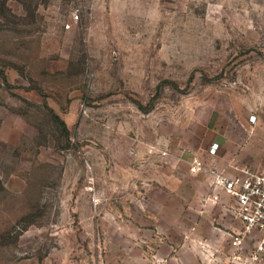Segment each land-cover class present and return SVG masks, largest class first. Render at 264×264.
Segmentation results:
<instances>
[{
  "label": "rangeland",
  "instance_id": "obj_1",
  "mask_svg": "<svg viewBox=\"0 0 264 264\" xmlns=\"http://www.w3.org/2000/svg\"><path fill=\"white\" fill-rule=\"evenodd\" d=\"M241 167L264 0H0V264H264L205 203Z\"/></svg>",
  "mask_w": 264,
  "mask_h": 264
},
{
  "label": "built area",
  "instance_id": "obj_2",
  "mask_svg": "<svg viewBox=\"0 0 264 264\" xmlns=\"http://www.w3.org/2000/svg\"><path fill=\"white\" fill-rule=\"evenodd\" d=\"M218 148V143H212L210 153H216ZM194 165L200 162L195 160ZM208 179L211 189L205 203L219 205L240 224L229 233L231 245L243 249L246 241L253 240L251 257L264 258V170L241 167L230 172L211 171Z\"/></svg>",
  "mask_w": 264,
  "mask_h": 264
},
{
  "label": "crops",
  "instance_id": "obj_3",
  "mask_svg": "<svg viewBox=\"0 0 264 264\" xmlns=\"http://www.w3.org/2000/svg\"><path fill=\"white\" fill-rule=\"evenodd\" d=\"M221 209V208H220ZM222 213L220 214V218L224 219V222L229 226L231 229H238L240 227L239 222L231 218L223 209H221ZM225 216V217H224Z\"/></svg>",
  "mask_w": 264,
  "mask_h": 264
}]
</instances>
